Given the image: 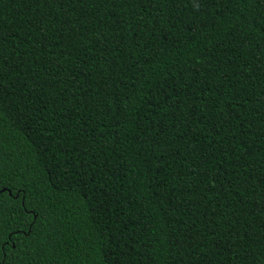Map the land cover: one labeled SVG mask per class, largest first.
Returning <instances> with one entry per match:
<instances>
[{
    "label": "trees",
    "instance_id": "1",
    "mask_svg": "<svg viewBox=\"0 0 264 264\" xmlns=\"http://www.w3.org/2000/svg\"><path fill=\"white\" fill-rule=\"evenodd\" d=\"M0 156L21 264H264V0H0Z\"/></svg>",
    "mask_w": 264,
    "mask_h": 264
},
{
    "label": "snow or ice",
    "instance_id": "2",
    "mask_svg": "<svg viewBox=\"0 0 264 264\" xmlns=\"http://www.w3.org/2000/svg\"><path fill=\"white\" fill-rule=\"evenodd\" d=\"M15 175L16 170L6 167L0 156V264H21V256L29 255L27 251H20L23 241L14 237L19 232H23L25 236L30 235L35 219L28 217L34 215L36 219H41L46 211L42 207L46 197L39 190L43 175L35 170L28 172L32 177L30 181L20 182L24 179V174H21L19 180L12 183L16 190L14 199L19 203H13L5 197L4 193L10 191L5 178L8 177L11 183V178Z\"/></svg>",
    "mask_w": 264,
    "mask_h": 264
},
{
    "label": "water",
    "instance_id": "3",
    "mask_svg": "<svg viewBox=\"0 0 264 264\" xmlns=\"http://www.w3.org/2000/svg\"><path fill=\"white\" fill-rule=\"evenodd\" d=\"M9 193V192H8Z\"/></svg>",
    "mask_w": 264,
    "mask_h": 264
}]
</instances>
